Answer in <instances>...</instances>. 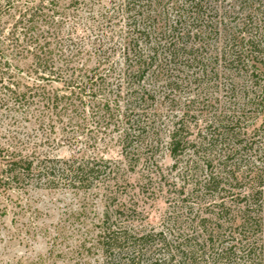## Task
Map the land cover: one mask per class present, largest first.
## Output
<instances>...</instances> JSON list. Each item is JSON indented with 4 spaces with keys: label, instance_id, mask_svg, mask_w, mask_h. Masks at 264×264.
<instances>
[{
    "label": "trees",
    "instance_id": "16d2710c",
    "mask_svg": "<svg viewBox=\"0 0 264 264\" xmlns=\"http://www.w3.org/2000/svg\"><path fill=\"white\" fill-rule=\"evenodd\" d=\"M219 1L0 0V196L98 189L103 264H264V0ZM31 121L109 137L124 164L51 157ZM161 149L182 183L147 230Z\"/></svg>",
    "mask_w": 264,
    "mask_h": 264
},
{
    "label": "rangeland",
    "instance_id": "374dc122",
    "mask_svg": "<svg viewBox=\"0 0 264 264\" xmlns=\"http://www.w3.org/2000/svg\"><path fill=\"white\" fill-rule=\"evenodd\" d=\"M218 5L227 9L229 3L220 0ZM60 86L54 84L56 88ZM186 97V94L176 96L179 102ZM171 104L172 110L164 109V112L177 111L180 115L182 104ZM8 123L0 117L2 129H9ZM257 123L260 124L261 119ZM19 126V132L32 135L35 143L47 139L40 151L62 161L87 156L108 160L120 164V167L124 164L119 146L109 137L101 139L89 128L66 130L60 121L55 122L52 131L48 125L39 127L33 121L21 122ZM155 160L165 178L148 183L135 196L143 211L138 222L147 230L161 229L169 204L166 190L170 186L172 191L171 183L176 182L177 186L182 183L177 179L178 173L171 171L173 160L165 149H161ZM136 177L131 179L135 182ZM162 183L165 184L161 188ZM126 190L128 193L134 191L130 187ZM103 199L96 188L77 190L62 187L30 188L25 192L15 190L0 196V264H103L97 242L98 224L104 211Z\"/></svg>",
    "mask_w": 264,
    "mask_h": 264
}]
</instances>
